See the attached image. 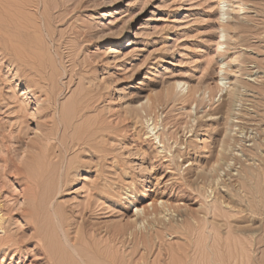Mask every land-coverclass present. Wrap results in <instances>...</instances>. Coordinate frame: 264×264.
Here are the masks:
<instances>
[{"label":"rangeland","instance_id":"rangeland-1","mask_svg":"<svg viewBox=\"0 0 264 264\" xmlns=\"http://www.w3.org/2000/svg\"><path fill=\"white\" fill-rule=\"evenodd\" d=\"M46 1L59 39L41 34L53 56L52 110L30 95L20 98L22 85L2 58L3 44L9 18L17 24L29 6L0 0V201L13 220L11 230L34 242L28 223L35 218L33 224L62 243L56 220L73 209L83 210L87 223L104 234L135 223L132 195L148 208L129 243L136 254L149 244V264H264V0H240V23L249 28L242 26L238 40L228 29L236 21L234 0L220 21L221 0ZM220 24L227 26L218 53ZM232 43L247 62L235 63ZM70 68L75 73L67 88ZM231 78L247 84L231 85ZM234 87L238 100L226 124L219 105ZM81 90L90 97L79 100L87 107L77 115ZM35 104L39 114L32 118ZM245 107L252 118L239 122L235 117ZM76 134L89 139L82 159L108 150L110 163L101 170L113 179L114 199L88 204L100 182L95 160L92 170L68 175L82 165L71 142ZM54 150L64 160L47 157ZM42 263L39 256L0 252V264Z\"/></svg>","mask_w":264,"mask_h":264},{"label":"bare ground","instance_id":"bare-ground-1","mask_svg":"<svg viewBox=\"0 0 264 264\" xmlns=\"http://www.w3.org/2000/svg\"><path fill=\"white\" fill-rule=\"evenodd\" d=\"M31 1H32V4H31L30 0H24V2H25L24 6H29V14L26 13L27 11L26 12H24V11L20 12V9L16 11V12H18V11L20 12V14H19V12L17 13L20 15L17 17V18H20V22L17 21V24H16L15 23L16 21L13 22V20H12L13 18L11 19V17L10 18L8 17L9 20L7 21V36H6L5 42L3 44L4 51H3V55H2L3 57L2 58L6 59L7 66L10 70L13 71L14 76H15L14 77L15 80H17V82L20 81V84L22 85V93L20 94L22 96V97H20L21 100L25 95H30L31 98L33 99L32 102L36 101L38 103H41L43 101V106H45L46 109H48V110L49 109L52 110V103H54L55 99L57 98L56 95H54V93L52 94V92H53L52 86H50L51 85V74H53L51 71H52V68H54V67H52V64H50V63L52 62L53 56H51L52 54L50 52V48H49V46H47L46 41L45 42L43 41L44 38L42 37L41 34L44 31H46L47 36H49L51 39H53L55 37V32H54V29H52V26L53 25L55 26V24L51 22L50 16L52 14L49 15V13L46 9V3H48L46 0H31ZM40 1H41V3L43 2V4H44V6L42 4L43 7L40 6ZM23 3L21 0V4H23ZM235 4H236V8H233V11H235V13H236L235 17H234L236 21H234V22L232 21L230 24H228L229 28L228 27L227 28L232 29L234 36H237L236 40H238L240 32L242 31V26H245V25L240 23V17L238 16L239 11H240L238 8L241 7L242 2L240 0H234V5ZM24 6H23V8H24ZM225 6H229L228 0H221L219 21L222 20L223 16L226 15V13H227L225 11ZM232 6H233V3H232ZM9 10H10V8H9ZM258 12H259V10H258ZM260 12H261V15H263L264 14V8L260 9ZM39 14H40V16H39ZM42 22H44V23H42ZM222 25L223 24H220V26H219L220 29L218 31L219 32L218 41H217L218 42V45H217V52L218 53L221 52V48H224V43H223V39H222V37L224 36L223 28L227 25H225V26L224 25L222 26ZM245 27H248V26H245ZM14 28H16L15 29L16 31H14ZM263 31H264V29H263ZM55 38H56V40H59L57 37H55ZM232 39H233V37H232ZM232 45H233V49H234V52H233L234 53L233 54L234 59L233 60L235 61L238 58H242V63L247 62L246 54H244V53L241 55L239 54V52H241L240 51L241 49L239 48L240 46H238L237 43H232ZM49 52L51 55L49 54ZM224 52H226V51L224 50ZM70 60H72V56H71ZM237 61L238 60H236L235 63ZM240 64L241 63L235 65V68L238 69V71H241V68H240L241 65ZM74 71H75L74 68H70V70L67 71V74L70 76V79H69L70 81L66 85L67 88H69V84H71V82H72V77L74 76V73H75ZM234 76H236V75H234ZM53 77L54 76L52 75V78ZM52 82H54V81H52ZM246 82L247 81H243L241 78H237V81H236V79L231 80V85L236 86V85H238V83L239 84H242V83L245 84ZM182 84H183L182 81H178L176 85L180 86ZM260 93L264 94V91L262 90ZM77 94H79L78 96L82 95V97L80 99H78L79 97L77 98L78 101L76 99V101L78 102L77 107L79 106L78 110H77V115L78 114L83 115V113L87 107V105H85L84 101H86V99H88V97H90V94L87 90H81ZM238 95H239V92L236 90L235 87L229 89L227 95L224 96L222 102L219 105L220 108H219L218 113L221 114V118H222L221 121H226V124H228L230 121V116H229L230 104H232L233 101L235 102V100H238L237 99ZM83 98L85 100L80 101V103H79V100H81ZM22 101H25V99H23ZM27 105L28 104H26V106ZM82 105H84V106H82ZM26 106L20 105L19 110H25V111L27 110L28 111L29 109ZM63 110H64V108H63ZM248 110H249V108L245 107L244 110H242L239 113V115L235 118H239L240 119L239 122H241V121L247 122L248 121L247 119L252 118L251 116H249V113L247 112ZM64 111H66V109ZM20 112H22V111H20ZM49 112L51 114V118L55 120L56 119L55 118V112H53V111H49ZM38 114H39V105L35 104V109H34V112L31 113V117L36 118ZM63 115H64L63 111L59 112V119L61 120V123L65 126V128L67 129V127H68L67 121L68 120L66 117L67 123H64L65 119H63ZM74 116L76 117V115H74ZM68 119H70V118H68ZM231 121L233 122V119H231ZM69 135H71V134H69ZM65 136H66V134H65ZM76 137L77 138H74V137L71 138V142H72V145H73L75 151L78 152V154H77L78 157L76 155H75V157L78 158V161L82 162V165L78 168H74V169H76L75 172L70 171L73 169L68 170V171H70L68 175H71V174L79 175L78 172H80V171L92 170L93 165L91 163L94 162V160H95L96 166H94V168L99 171L100 182L95 183V185L93 187L94 192L92 193L91 198L88 200V204L92 203V202H94V203L97 202V200H100L103 196H106L108 198V200L110 201L111 200L110 197L111 196L113 197V193H115V192H113V190H114L113 186H115V185H113V179L110 176H108V174L104 173L103 170H101L102 167H104L106 164L110 163L109 161L111 160V158L107 157L108 150H105V151L102 149L98 150L97 152L91 153V161L88 159L86 160L85 158H84L85 159L84 160V159H82L84 156V155H82V153L84 151H86L85 148H88V147H86L87 143H86V141H84V139L85 138H86V140H89V139H87V137L83 138L84 136L78 137V134H76ZM50 139H52V138H50ZM61 139H62V137H61ZM61 139H60V142L62 144H64L63 139L62 140ZM55 144H56V146L54 145V148L56 149V148H58L57 145H59V143L58 144L55 143ZM62 144H61V146H62ZM68 145H69V143H68ZM68 145H66V146L68 147ZM92 145L93 144H90V146H92ZM71 149H72V147H71ZM87 150L90 151V149H87ZM59 152H57L56 150H54V152H53L54 154L49 152L47 157H49V156H52L53 158L59 157L58 158V160H59L62 157ZM66 152H68V151H66ZM74 153H76V152H74ZM62 154L64 155L65 152ZM70 154H73V153H70ZM68 155L66 157H69ZM63 158L64 157H62V159ZM40 160H41V158H40ZM43 160H45V159H43ZM55 160L56 159H54V161ZM65 160H69V159H65ZM72 160H74V159L72 158ZM72 160H69V161L71 162ZM69 161H68V164L70 165ZM51 162H53V160ZM55 162H58V161H55ZM112 162L116 163L115 157H112ZM58 163H60V162H58ZM74 163L72 161V165ZM76 164H77V160H76ZM46 165H47V163H46ZM69 165H67V166H69ZM55 166L57 167V165H55ZM74 166H75V164H74ZM59 168L62 169L61 167H59ZM40 170H42V169L40 168ZM53 171H57V170H53ZM30 176L33 177V175H30ZM32 179H34V178H32ZM34 180H36V179H34ZM102 193L105 195H103ZM119 195L121 196V194H119ZM134 198L135 197H132V195H131L130 198L128 199L129 200L128 203L130 205H133V210H134L133 221H135V223H133V224L129 223V224H127V226L125 225L123 227H118V228H112V229L105 228L104 234L102 233V231L100 229L96 228L95 226H93L91 224L89 225V223H87V221L84 218L83 210L75 211L72 209V210H70V212L68 211V213L66 212L67 211L66 210L65 214L63 216L64 217L63 219L62 218L57 219V220L54 219V220H56V222L59 220L57 222L58 224L57 223H55V224L59 225V228L61 230L60 233L62 234V236H60V237H62V239H63L62 243L58 242L59 241L58 238L57 239L54 238L53 234L49 235L48 231L45 232L44 229L42 228L43 226H40V225L37 226V225H35V223L33 224V220H36V221L38 220L35 218L32 220V222L28 223L32 226V229L31 228L30 229L32 231L31 237L36 239L34 242L26 241L25 239L27 238V235L25 236L24 232H22L20 234L14 233L11 230V226L13 225V220L11 217H9L7 215L8 213H6V211H4L3 208H5V207L3 206L2 202L0 201V233H2V235L0 236V252H4V254H6L7 252H13V253H17L19 255H25V256L26 255L39 256L40 261L44 262L42 264H149V262L147 261V258H148V256H147L148 248L147 247L149 246V244L146 243L149 240L145 242L146 236L143 237L144 240H142L143 243L145 242L144 243L145 245L148 244V246H145L146 247L145 252H142L140 254H136V253H138V251H136V249L133 247V244L130 245V243H129V239L131 241H133V239H131L130 237H132L135 234L134 228L137 229V224L139 223L141 210L144 212V215H145L147 213V212L145 213V211L148 208L147 204H143L144 201H141L140 199L137 200ZM113 199H114V197H113ZM54 208H56V207H54ZM127 209H130V207L128 206ZM32 213H34V210ZM58 215H59V213H58ZM56 217H57V215H56ZM47 219L49 220V218H47ZM80 219H82V220H80ZM52 225L53 224L51 223V226ZM133 225H134V228H133ZM46 226H47V224H46ZM47 232H48V234H47ZM57 232H56V234H57ZM160 233H162V229L157 230V235H159ZM57 236H59V235H57ZM150 236H152V235H150ZM133 238H136V237L133 236ZM63 243L66 244L68 247H70L71 251L67 247H65L66 245H63ZM149 243H150V241H149ZM31 246H32V248H31ZM145 247H144V249H145ZM146 252H147V254H146ZM145 254H146L147 258L145 256ZM160 263L166 264L165 261L160 262ZM160 263H158V264H160ZM167 264H169V262Z\"/></svg>","mask_w":264,"mask_h":264}]
</instances>
